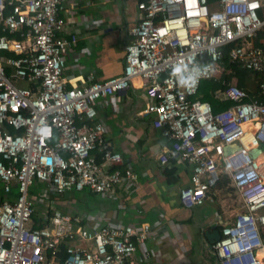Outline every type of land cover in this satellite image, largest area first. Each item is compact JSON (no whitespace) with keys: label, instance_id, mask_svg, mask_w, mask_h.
Returning <instances> with one entry per match:
<instances>
[{"label":"built area","instance_id":"2783aa9c","mask_svg":"<svg viewBox=\"0 0 264 264\" xmlns=\"http://www.w3.org/2000/svg\"><path fill=\"white\" fill-rule=\"evenodd\" d=\"M65 1L0 0V264H137V244L151 226L88 228L82 216L31 194L39 183L52 189L54 200L70 192L114 196L120 187L135 189L137 176L118 167L122 157L95 109L134 79L151 100L145 112L154 115L153 127L170 142L160 163L177 158L191 167L181 205L192 209L212 200L222 174L238 196L242 211L212 246L218 263L264 264L256 256L264 254V49L254 45L264 29V0H141L122 74L83 88H67L62 79L76 41L57 37L65 27L59 18ZM224 59L258 74L259 94L223 80L214 96L231 105L215 112L197 94L202 81L232 73ZM180 63L214 70L186 87L173 74ZM20 81L28 86L18 87ZM37 205L45 208L43 227L33 219Z\"/></svg>","mask_w":264,"mask_h":264},{"label":"crops","instance_id":"0c3cea01","mask_svg":"<svg viewBox=\"0 0 264 264\" xmlns=\"http://www.w3.org/2000/svg\"><path fill=\"white\" fill-rule=\"evenodd\" d=\"M140 1L64 2L59 18L65 27L57 37L69 43L72 37L76 39L65 55L62 79L67 88H83L122 74L125 46L139 22ZM230 81L237 85L235 77ZM150 102L142 81L134 79L128 89L97 101L95 106L96 120L106 127L108 141L122 157L118 167H129L137 176L134 190L127 193L120 187L114 196L85 190L54 200L52 189L39 183L43 187L38 197H45L65 213L82 216L88 228L151 226L146 240L137 244V264H219L212 251L217 241L210 243L208 236L214 231L221 233L222 226L242 211L238 196L222 174L210 192L212 200L192 209L181 205L179 191L190 185L191 167L177 158L160 163L159 156L170 142L153 127L154 115L145 112ZM73 193L78 194L77 199ZM89 196L96 200L90 202ZM37 206L44 211V206Z\"/></svg>","mask_w":264,"mask_h":264},{"label":"trees","instance_id":"16d2710c","mask_svg":"<svg viewBox=\"0 0 264 264\" xmlns=\"http://www.w3.org/2000/svg\"><path fill=\"white\" fill-rule=\"evenodd\" d=\"M254 45L259 48L264 49V29L261 30L255 40ZM224 64L227 68L231 70L230 76L222 75L219 79L206 80L202 81L198 90L197 98L206 102H209L215 112L221 111L228 108L231 105V102H219L215 98L214 93L221 89L222 80L230 81L232 77H235L237 80V85L239 88L245 89V91L251 96H257L259 94L258 82L260 76L245 70H242L234 65H228L227 60L224 59ZM260 102L264 103V97H259ZM170 172V171H169ZM167 172V175L169 174ZM36 213L33 216V219L36 224H39V227H43L44 224L36 217ZM58 259L63 260L65 258V246L61 245L59 252L57 253Z\"/></svg>","mask_w":264,"mask_h":264},{"label":"clouds","instance_id":"9594fccd","mask_svg":"<svg viewBox=\"0 0 264 264\" xmlns=\"http://www.w3.org/2000/svg\"><path fill=\"white\" fill-rule=\"evenodd\" d=\"M214 70L213 65H194L189 70L188 66L180 63L174 68L173 74L179 78L182 86H195L200 76Z\"/></svg>","mask_w":264,"mask_h":264},{"label":"rangeland","instance_id":"374dc122","mask_svg":"<svg viewBox=\"0 0 264 264\" xmlns=\"http://www.w3.org/2000/svg\"><path fill=\"white\" fill-rule=\"evenodd\" d=\"M17 84V86L18 87H27L28 86V84L27 83H24V82H22V81H20V82H18V83H16ZM42 187L43 186H41L40 184L39 185H35L33 188H31V190L33 191H31V194H35V196H41V194H40V192H41V190H42ZM13 194H17V190L16 189H13L12 190V195ZM73 195H75V198L77 199V197H78V194H76V193H73ZM0 196H2V186H1V184H0ZM67 197V196H66ZM89 198V200H90V202H92V201H94V200H96V197L95 196H89L88 197ZM36 208V217L38 218L39 216H41V214H42V212H41V208L39 207V206H36L35 207Z\"/></svg>","mask_w":264,"mask_h":264},{"label":"water","instance_id":"95a60500","mask_svg":"<svg viewBox=\"0 0 264 264\" xmlns=\"http://www.w3.org/2000/svg\"><path fill=\"white\" fill-rule=\"evenodd\" d=\"M232 151L233 150L230 149V148H227V150H226V152H228V153H230ZM259 153H260L259 149L255 150V151L252 152V156L255 158ZM220 238H221L220 233L218 231H214L211 235L208 236V241L210 243H214L216 241H219ZM256 256L261 259V258L264 257V254L261 251H258V252H256Z\"/></svg>","mask_w":264,"mask_h":264}]
</instances>
